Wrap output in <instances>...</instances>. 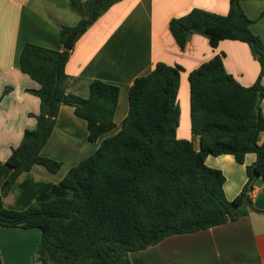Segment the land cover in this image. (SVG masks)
<instances>
[{"label": "trees", "instance_id": "16d2710c", "mask_svg": "<svg viewBox=\"0 0 264 264\" xmlns=\"http://www.w3.org/2000/svg\"><path fill=\"white\" fill-rule=\"evenodd\" d=\"M120 1L68 0L80 21L75 27L60 26L59 41L64 45L77 33L71 49L26 43L19 55L20 70L40 84L38 90H27L40 99V113L30 114L36 127L24 132L5 162L10 172L0 187V226L41 231L36 264H131V252L248 215L256 182L264 181V42L252 31L254 21L245 13L243 0H229L226 15L194 8L169 24L181 50L196 34L206 37L213 49L224 40L240 41L261 67L249 87L227 72L224 53L189 74L191 131L200 139V150L192 140L177 136L183 68L160 62L130 87L129 111L118 133L103 139L60 183H32L23 187L16 208L5 206L9 191L35 165L51 173L61 170L62 162L41 154L61 106L73 107L87 122L90 142L116 128L120 88L96 79L87 98L69 93L73 77L66 65L77 40ZM11 90H4L0 103ZM53 99L55 113L50 117ZM249 153L256 154V161L246 168L241 193L229 200L224 174L209 167L206 158L228 154L243 164ZM6 187L9 191L2 197Z\"/></svg>", "mask_w": 264, "mask_h": 264}, {"label": "crops", "instance_id": "0c3cea01", "mask_svg": "<svg viewBox=\"0 0 264 264\" xmlns=\"http://www.w3.org/2000/svg\"><path fill=\"white\" fill-rule=\"evenodd\" d=\"M241 4L254 21L252 31L264 42V0H243ZM194 8L226 15L229 0H122L77 40L66 65V73L73 77L67 91L87 98L90 84L96 79L118 86L116 128L99 141L90 142L87 122L75 114L73 107L61 106L53 134L41 152L62 162L61 170L51 173L35 165L30 173L22 174L9 191L15 196L11 205L4 201L6 207L18 206L23 187L39 182L60 183L72 167L98 149L103 139L118 133L129 111L130 87L137 78L149 74L157 63L182 67L181 85L185 82L189 88V74L224 53L229 74L245 87L255 83L261 67L246 43L224 40L213 49L206 37L196 34L184 50L179 48L169 30L170 21ZM79 21L80 17L69 8L68 0H0V97L7 87L12 88L0 103V187L10 172L5 162L13 148L20 145L26 130L36 127V118L30 114L40 113V99L27 92L38 90L40 84L20 70V52L26 43L63 49L59 27H75ZM261 106L264 111V101ZM187 116L191 124L190 108H187ZM177 136L192 140L195 150H200V139L191 129L182 132L179 126ZM260 143H264V132ZM256 158L255 153H249L240 164L233 155H209L206 164L222 171L226 178V196L233 200L243 190L247 182L246 168ZM251 196L253 208L248 215L218 227L170 236L145 250L131 252V264H264L263 180L256 182ZM40 240V230L0 226L2 263L36 264L34 259Z\"/></svg>", "mask_w": 264, "mask_h": 264}, {"label": "rangeland", "instance_id": "374dc122", "mask_svg": "<svg viewBox=\"0 0 264 264\" xmlns=\"http://www.w3.org/2000/svg\"><path fill=\"white\" fill-rule=\"evenodd\" d=\"M180 89H181V91H180V95L178 97V103H179L181 111H182L180 127H181L182 132H184L187 128H188V131H190V129H191L190 118L187 116V108H190L189 107L190 104L188 105V103H189V88H188V84L183 82ZM8 191L9 190H7V192ZM5 196H6V194H5ZM14 196H15L14 192L11 191L7 195V197L4 198V201H5L6 205H11V203L13 202Z\"/></svg>", "mask_w": 264, "mask_h": 264}, {"label": "water", "instance_id": "95a60500", "mask_svg": "<svg viewBox=\"0 0 264 264\" xmlns=\"http://www.w3.org/2000/svg\"><path fill=\"white\" fill-rule=\"evenodd\" d=\"M77 37V33H74L72 35H70L67 38L66 43L63 45V49L64 50H70L74 41L76 40ZM55 113V99L52 100L51 104H50V108H49V116L52 117L54 116ZM8 190V187H6L2 192H1V196L4 197L6 192Z\"/></svg>", "mask_w": 264, "mask_h": 264}]
</instances>
